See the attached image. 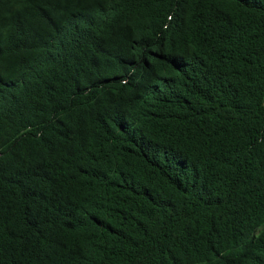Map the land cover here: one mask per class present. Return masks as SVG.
<instances>
[{
  "label": "trees",
  "instance_id": "trees-1",
  "mask_svg": "<svg viewBox=\"0 0 264 264\" xmlns=\"http://www.w3.org/2000/svg\"><path fill=\"white\" fill-rule=\"evenodd\" d=\"M0 264H264V0H0Z\"/></svg>",
  "mask_w": 264,
  "mask_h": 264
}]
</instances>
